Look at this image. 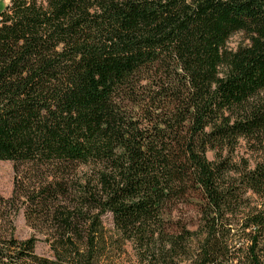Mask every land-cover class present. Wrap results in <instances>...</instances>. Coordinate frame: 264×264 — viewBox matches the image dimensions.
Returning <instances> with one entry per match:
<instances>
[{
    "label": "trees",
    "instance_id": "16d2710c",
    "mask_svg": "<svg viewBox=\"0 0 264 264\" xmlns=\"http://www.w3.org/2000/svg\"><path fill=\"white\" fill-rule=\"evenodd\" d=\"M262 94L264 0H10L0 264H264ZM240 139L254 167L223 155Z\"/></svg>",
    "mask_w": 264,
    "mask_h": 264
},
{
    "label": "rangeland",
    "instance_id": "374dc122",
    "mask_svg": "<svg viewBox=\"0 0 264 264\" xmlns=\"http://www.w3.org/2000/svg\"><path fill=\"white\" fill-rule=\"evenodd\" d=\"M10 0H0V11H3L7 5H9ZM250 44V38L247 34L243 32L235 33L231 36L228 41V48L235 51L240 47H244ZM262 98L264 99V94H262ZM262 151L260 150V146L255 143V141H251L248 139H240L238 144L232 152L229 150L223 153L224 156H230V158L236 162L237 164H243L244 162H248L250 167H254L261 159H262ZM208 158L210 160L216 159L215 152H209ZM89 168L83 166L78 170V177L85 180L87 176H89ZM15 182V167L14 163L10 161H1L0 162V194L5 198H10L14 192V184ZM256 199V198H254ZM187 216L190 219L194 218V221L197 222V217L193 208H189L186 210ZM111 220L110 218L106 219V224L110 226ZM15 226H16V237L19 239H27L33 235L35 232L31 229L27 223L24 215V208H22L18 215L15 218ZM195 228V227H194ZM42 238L41 236H37ZM36 252L39 255L50 257L51 251L49 245L43 241L38 242L36 247ZM133 253V252H131Z\"/></svg>",
    "mask_w": 264,
    "mask_h": 264
}]
</instances>
